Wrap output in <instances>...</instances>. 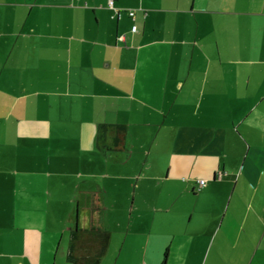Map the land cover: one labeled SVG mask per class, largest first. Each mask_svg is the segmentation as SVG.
<instances>
[{"label":"crops","instance_id":"1","mask_svg":"<svg viewBox=\"0 0 264 264\" xmlns=\"http://www.w3.org/2000/svg\"><path fill=\"white\" fill-rule=\"evenodd\" d=\"M110 1L0 0V264H264V0Z\"/></svg>","mask_w":264,"mask_h":264},{"label":"rangeland","instance_id":"2","mask_svg":"<svg viewBox=\"0 0 264 264\" xmlns=\"http://www.w3.org/2000/svg\"><path fill=\"white\" fill-rule=\"evenodd\" d=\"M142 156V155H141ZM140 156V157H141ZM42 158H47L46 154H43ZM81 158H79V160H77V158H75L76 164L78 165V168H76V175H79L81 178H76L70 176V179L67 180V182H64L63 185H59L57 188H53L50 189V197H47V195L45 196V198L47 197L48 201H49V209H52V207L54 206V201L55 199H57L58 197H63L66 199V201L68 202V200L70 201L75 200V203L79 200L82 202L83 204V193L84 190L82 189L83 186V181H84V177L86 176L85 174L88 172V170L83 168V164L82 162H80ZM121 172L124 171L123 169L120 170ZM94 182L91 181V183ZM111 186L109 187L110 192L111 193H118L122 190H128L130 193H133L134 191V184H136L135 180H120V181H111ZM115 183V184H114ZM99 184H102V182L98 179V182H94V186H98ZM114 184V185H112ZM81 187V190H78V187ZM108 189V191H109ZM4 190V185L3 183L0 185V191ZM45 194V191H44ZM54 194H57V197H54ZM78 201V202H79ZM45 202V199L44 201ZM69 203V202H68ZM72 206V204L70 205ZM75 207V206H74ZM4 206L2 205V201H0V254H5L8 256L13 254L16 250H18V241L21 237V233L20 232H9L8 231V227H10V225L12 224L11 220L13 218L12 213H9L7 211H4ZM110 215V214H109ZM127 218H130L129 214H127ZM109 219V217H108ZM128 221V220H127ZM109 224L115 228L111 229V230H116V225H117V221L116 219H111L109 220ZM10 241H16L15 245L12 246V244H7ZM7 242V243H6ZM64 247L62 246L60 252H59V257H61L63 255L64 252ZM1 259V258H0Z\"/></svg>","mask_w":264,"mask_h":264},{"label":"trees","instance_id":"3","mask_svg":"<svg viewBox=\"0 0 264 264\" xmlns=\"http://www.w3.org/2000/svg\"><path fill=\"white\" fill-rule=\"evenodd\" d=\"M116 130H117V137L115 139L114 144H115L116 148H119V147L124 145L125 129L121 128V127H116ZM103 143H104L103 135H101V136H99V140L97 142L98 147L102 148L103 147ZM108 239H109V237H108Z\"/></svg>","mask_w":264,"mask_h":264},{"label":"built area","instance_id":"4","mask_svg":"<svg viewBox=\"0 0 264 264\" xmlns=\"http://www.w3.org/2000/svg\"><path fill=\"white\" fill-rule=\"evenodd\" d=\"M115 1H116V0H111V1H110V3H109L110 8L114 9ZM118 14H120V13H118ZM128 14H129V16H130L131 18H134V17H135V12H134V11H128ZM132 31H133V32H137V26H134V27L132 28ZM199 185H200V188L204 187V186L206 185V181H205V180H201V181L199 182Z\"/></svg>","mask_w":264,"mask_h":264}]
</instances>
